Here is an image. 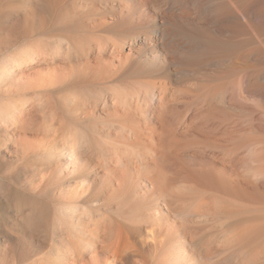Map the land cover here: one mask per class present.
I'll list each match as a JSON object with an SVG mask.
<instances>
[{
    "label": "bare ground",
    "instance_id": "6f19581e",
    "mask_svg": "<svg viewBox=\"0 0 264 264\" xmlns=\"http://www.w3.org/2000/svg\"><path fill=\"white\" fill-rule=\"evenodd\" d=\"M97 2L91 30L110 28L124 44L31 77H132L128 106L86 110L113 115L129 149L106 147L103 161L69 148L45 186L73 235L48 245L26 233L18 254L38 264H264V0ZM220 215L224 238L213 241L201 222ZM27 221L42 224L40 208Z\"/></svg>",
    "mask_w": 264,
    "mask_h": 264
},
{
    "label": "rangeland",
    "instance_id": "374dc122",
    "mask_svg": "<svg viewBox=\"0 0 264 264\" xmlns=\"http://www.w3.org/2000/svg\"><path fill=\"white\" fill-rule=\"evenodd\" d=\"M95 6H99L97 0H0V264H38L33 257L18 254L17 244L27 234L48 245L73 235L74 222L60 217L45 186L54 178L49 173L62 162L64 153L90 151L106 161L107 148L129 149L113 135L119 130L113 115L92 117L87 111L128 106V90L136 83L132 77H89L75 72L51 86L31 77L41 66H63L98 47L124 44L110 28L91 30ZM15 144L21 146L22 156L7 157L5 149ZM35 207L44 216L36 228L27 221ZM72 207L64 205L66 212H72ZM81 215L87 222L92 218L86 210ZM225 218L213 216L201 222L203 235L220 241ZM95 219L104 221L99 216ZM235 261L226 264H239Z\"/></svg>",
    "mask_w": 264,
    "mask_h": 264
}]
</instances>
